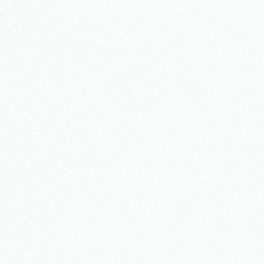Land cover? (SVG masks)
<instances>
[{"label":"snow or ice","instance_id":"obj_1","mask_svg":"<svg viewBox=\"0 0 264 264\" xmlns=\"http://www.w3.org/2000/svg\"><path fill=\"white\" fill-rule=\"evenodd\" d=\"M0 264H264V0H0Z\"/></svg>","mask_w":264,"mask_h":264}]
</instances>
